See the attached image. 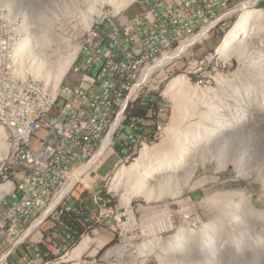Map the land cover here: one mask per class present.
Returning <instances> with one entry per match:
<instances>
[{"label": "built area", "instance_id": "built-area-1", "mask_svg": "<svg viewBox=\"0 0 264 264\" xmlns=\"http://www.w3.org/2000/svg\"><path fill=\"white\" fill-rule=\"evenodd\" d=\"M132 5L131 17L100 20L85 36L79 62L65 78L56 104H49L50 86L10 80L14 40L0 35V121L12 124L7 141L13 150L0 176L14 184L12 198L0 204V264H98L89 256L80 262L50 258L41 245L62 239L66 213L89 211L84 225L93 214L100 225L122 221L121 215L105 212L106 203L112 202L107 193L93 192L84 199L80 195V207L71 200L85 178L119 150L124 165L132 148L157 139L145 130L137 133L138 119L129 116L144 99L142 91L152 86L156 64L185 44H204L224 30L241 6L264 10V0H136ZM2 84L10 85L9 95H1ZM155 110L153 103L152 116ZM126 123L130 132L119 139ZM25 128H32V138H24ZM13 132H21V142H13ZM80 169L84 174L75 180ZM44 224L55 225L56 233L45 236ZM77 242L69 233L62 248L54 246L68 255Z\"/></svg>", "mask_w": 264, "mask_h": 264}, {"label": "rangeland", "instance_id": "rangeland-1", "mask_svg": "<svg viewBox=\"0 0 264 264\" xmlns=\"http://www.w3.org/2000/svg\"><path fill=\"white\" fill-rule=\"evenodd\" d=\"M86 1L0 0V35L4 33L13 36L15 40L10 46V69H8L10 80L15 83L28 82L29 84L42 83L45 85V82L35 78L24 64H20L15 56L13 59L14 48L21 39L38 34L39 42L49 46V54L53 55L54 58L58 56L59 58H56L62 60L70 53L77 51L76 48L82 45L85 36L96 22L123 14H128L131 17L135 7L132 4L136 0L126 5L116 15L111 5L107 3L100 5L98 3L96 9L103 13V16L100 17L96 13H89V6ZM5 16H8V18ZM237 17L230 20L223 31L216 32L204 44L194 45L185 52L171 57L163 67L158 66V63L163 59L156 64V74L153 77L152 87L155 88L156 91L153 93L157 94V99L161 103L158 106L156 115L152 118L150 135L157 137V139L145 142L146 145L143 144L134 155H131L125 162V166H129L135 163L136 160L141 159L140 157H142L145 148H156L154 150L158 149V152L165 153L163 151L172 147L173 143L170 142L171 133L169 127L171 126V117L173 115V103L166 97L164 91L171 80L180 75L187 77L193 85L201 87L200 91L202 89L204 95L200 96L201 99H196L197 101L195 100L194 104V107L201 112L205 110L206 104L213 103L216 99L221 98L226 90L229 94L228 90L240 88L241 86L239 85L246 84V82H248V85L244 87L253 88L255 90L254 97L256 95L260 97V101H253L251 105H247L249 109L239 108L238 106L232 109L234 112L232 118L239 124H237V128H234L232 134L228 132V136L230 135L233 139L228 146L226 155L223 156V160H214V151H211L214 148H211V146L207 149L205 148L206 152L201 151L198 155L201 159L195 160V163L193 161L190 162L192 165L190 164L191 167H189L188 172L181 174L180 178L175 179L173 183H159V180H155L154 177L152 178L154 180L149 178V181L147 179L144 184L147 187H153L154 194L161 199L157 202H147L145 198L132 194L134 178H127L128 181H126L127 179L124 181L126 186L119 190L112 189L113 182L121 167L115 175L111 177V174L109 175L110 178L107 177L108 181L94 179L93 174L90 177L87 176L85 184L79 185L77 192L82 194L86 191V194L88 191H102L109 194L112 201L109 206V213L114 212V216L121 215L122 221H112L109 224L100 225L98 217L93 214L91 223L87 225L90 229L82 239L88 237L96 239L98 242L92 244L83 257H93L98 264H163L158 257L159 253L167 255L165 258H169V255L172 257L173 254L171 253H178L177 250L170 249L168 239L175 235L180 227L187 234L186 239H184L185 242L182 240L183 247L185 245L186 248L190 241H193L192 245L196 247L199 237L195 236L196 233L193 230L197 232L201 230V225L210 222L218 213H220L222 219L224 218L228 221L230 217L234 216L231 215L234 212H231L230 215L228 213V218H226L227 214L221 212L225 206H229L231 209H242L244 215L252 211L264 210V83L261 84L262 81L257 78L258 73L255 70L257 64L261 65V63H264V52L258 51V48L250 50L245 55L243 65H240L234 58L224 62L216 54L217 47L220 45L223 36L233 26ZM251 27L254 35L264 34V24L262 22L258 23V26L255 23ZM251 51H254L252 52L253 54H251ZM56 58L55 60H57ZM52 60L54 61V59ZM71 72L67 77L70 76ZM236 79H238L237 82ZM229 87L230 89H228ZM5 88L6 84H2L1 95H7ZM221 92L224 93L222 94ZM223 98L225 99V97ZM226 101L230 106L231 102L227 99ZM184 114L186 115L187 113H183L182 119H179L180 128L187 124ZM52 115L56 116L57 112H53ZM0 126L4 130L5 141L8 144L6 136L9 134L2 124ZM129 132V127L124 126L118 138H123ZM210 148L211 150L208 151ZM157 154L145 159L147 168L148 166L151 168L153 163H155L154 158H156ZM10 155L11 153L8 149L7 159H9ZM118 155L121 157V154ZM118 159L116 155L110 157L104 167L100 169L99 174H107L114 168ZM5 161L6 159L2 160V162L0 161V173L6 172L7 165ZM204 162L205 165L203 166ZM149 164L152 165L150 166ZM119 165L120 160L118 167ZM192 166L193 169H191ZM2 184L5 183L0 176V185ZM179 193L181 194L180 198L177 197ZM130 196L132 200L129 204H126L125 199ZM72 204L74 205V202ZM244 221L243 225H239V228L236 226L233 228L234 231L232 229L231 232L226 234L221 233V228L219 229L216 226L215 232L219 233L216 235L217 237L214 236L216 240L212 238L213 242L210 243H214L215 247L212 245L213 248H210L211 246L208 244L205 250H208V254L217 253L216 260L218 262L213 260L207 262V264H264V240L260 238L261 235L257 233L258 230L256 228H251V220L247 219ZM49 229L48 224H44L41 227V231L45 233V236ZM222 230L225 229L222 228ZM191 231L194 232V235L190 234ZM232 232L235 233L233 236L231 235ZM99 242H101V245ZM47 243L49 245L48 241ZM157 243L160 244L158 245ZM214 248L218 249L214 251ZM211 249L214 251L213 253ZM71 254L66 256V259L70 258ZM224 255L228 256L230 261L221 262V258ZM223 259L225 258L223 257ZM171 262L189 264L188 261Z\"/></svg>", "mask_w": 264, "mask_h": 264}, {"label": "bare ground", "instance_id": "bare-ground-1", "mask_svg": "<svg viewBox=\"0 0 264 264\" xmlns=\"http://www.w3.org/2000/svg\"><path fill=\"white\" fill-rule=\"evenodd\" d=\"M132 1L133 0H87L86 2H87V5L89 6V13H91V12L96 13L97 15H99L98 17H100V16H103V13L96 9V5L98 3L100 5H103V3H107V4L111 5L114 8L113 11H114V14L116 15L126 5L134 2V1L133 2ZM237 15H238V17H237L235 23L225 33V35L223 36V38L221 40L220 45L217 47L216 54L224 62H226V61L228 62V60L234 58L240 63V65L241 64L243 65V63L245 61V59H244L245 55L250 50L258 48L257 49L258 51L264 52V34L263 35H260V34L254 35L252 27H251V26H254L255 23L257 24V26H258V23H261V22L264 24V10L253 9L252 6H241L238 9V11L235 13V15L231 18V20L234 19ZM123 16H128V15L123 14V15L114 16V19H121ZM5 17L8 18V16H5ZM10 19H11V17H10ZM227 24L225 25V27L227 26ZM10 39L14 40L13 36H10ZM38 39H39L38 34H35L32 37L30 36V37H26L24 39H21L20 42H18V44L14 48L13 59L15 56L16 59L19 61V63L24 64L25 67L28 69V71H30L35 76V78H38L40 80L43 79V81L45 82V85L50 86V93L51 94L49 95V104H56L57 102L60 101V91L64 85L65 78L70 73V71H72L71 73H73V67L75 66V63L79 62V48L80 47L79 48L77 47L76 48L77 51L75 50L74 53H72V54L70 53L68 56L65 55L66 58H64L62 60L61 59L58 60L56 58L58 56H56L55 58L58 60L57 61V60H55L53 55L49 54V52H48L49 46L45 45V44L43 45V43L39 42ZM47 44H49V43H47ZM191 46H192V44H190V45L185 44L182 49L180 48L175 53L170 55L167 59L159 62L158 66L159 67L165 66L167 61L170 60L172 56L185 52ZM252 52H254V51H251V54H253ZM52 59H54V61ZM258 65L259 64H257L255 70L258 73L257 78H259L262 81L261 82V84H262V83H264V63H261V65H259V66ZM244 68H245V66H244ZM252 78H253V76H252ZM237 80L238 79H236V82H237ZM247 83L248 82H246V84L239 85L241 87L237 88V89H234V88L230 89V87H229L228 88V89H230V91L228 90L229 94L227 93V90L225 93L223 92L224 94L221 92L223 94V96L221 98H218V100L216 99V101H214L213 103L206 104L205 110L201 112V111H199L198 108L194 107L195 100L199 99L200 96L204 95V93H202V89L200 91L201 87L199 88L197 85H193L189 81V79L183 75H180V76L172 79L164 91V94L166 95V97H168L170 99V101L173 103V106H172L173 115L171 117V126L169 127V131L171 133V141L170 142L173 143L172 147H170L167 150L165 149L166 151H163L165 153L158 152L157 151L158 149L154 150V149H156L154 147H153L154 149H152V148H145V150L143 149L144 153H143V155L141 154L142 155V157H140L141 159L136 160L135 163H133L129 166H122L120 168V170L117 173L116 179L113 182L112 189L114 188V190L117 191L120 188H122L123 186H126L124 181L127 178H134V181H133L134 182L133 183L134 188H133L132 194L133 195L135 194L137 196L145 198L147 200V202H157V201H159L160 197H157L158 195L156 196V194H154L153 187L150 188L144 184L145 183L144 181H147V179L149 180V178L152 179L154 177L155 180H159V183H161V182L173 183L175 179L180 178L181 174L188 172V170L190 169L189 167H191L190 162H192V161L194 162L195 160L201 159V158H199L200 156L198 157V155L200 154L201 151L206 152L205 148L207 149L208 147H211V146H212L211 148H214V149L211 150V148H210L208 151H210V150L212 152L214 151L213 154L215 155V158L213 156H212V158H214V160H218V159L223 160V156L226 155V151L228 149V146L230 145V143L232 142V139H233L230 135L228 136V132L230 134H232V132H234V128H237V124H239L237 121L233 120V118H232L233 113H234L232 109H234L236 106H238L239 108L244 107L245 109H249V107H247V105H251V103L253 101H257V100L260 101V97L258 95H256V97H254V91L255 90H253V88L251 89L249 86L244 87V86L248 85ZM5 90L7 91V95H9V92H10V85L9 84H6ZM153 92H154V88L152 86H146V91H142V98H145L149 95L154 94ZM218 97H219V95H218ZM223 97H225V99ZM226 99L231 102L230 106L228 105ZM149 109H153V104L149 106ZM157 111L158 110H155V115H156ZM183 113H187L186 115L184 114V116H185L184 119L186 120L187 124H185L183 127L180 128L179 125L181 123L179 124V119H182L181 117H182ZM243 113H245V112H243ZM0 124H2V126L6 128L5 130H7L9 135L12 134V124H4L2 121H0ZM182 125H183V123H182ZM7 137L8 136H6V138ZM24 138H32V128H25L24 129ZM168 139H170V138H168ZM13 142H21V132H13ZM168 142H169V140H168ZM8 144L5 141L4 130L0 126V161L1 162H2V160L4 161L5 159H7L8 149H9V152L11 153L9 159L13 158V150H11L12 149V142L8 141ZM143 144H145V142H142L141 146H143ZM139 148L140 147L132 148V150L130 152V156L134 155L138 151ZM153 154H157L156 158L153 157L155 159V163H153V165L151 164L152 166L149 164L151 166V168H149V166L147 168L145 166V159L149 158ZM201 155H203V154H201ZM206 155H207V153H206ZM204 156H205V154H204ZM128 159H126V161ZM202 160H205V159H202ZM204 165H205V162H204L203 166ZM191 169H193V166ZM194 169H195V167H194ZM83 172H84L83 169L78 170L76 172L75 180L79 179L80 175L84 174ZM82 180H84V179H82ZM152 180H154V179H152ZM126 181H128V179ZM4 183L5 184L0 185V204L1 203H7L12 198V196L14 194L13 182L4 181ZM67 190L68 189H66L63 192L61 197H63L65 195ZM91 194H92L91 196H93V193H91ZM177 197L180 198L181 194L180 193L177 194ZM131 200H132L131 196L127 197L125 199V203L129 204ZM109 206H110V203H106V205H105V212L106 213H109ZM217 208H219V207H217ZM242 211H243L242 209L241 210L231 209V208H229V206L228 207L225 206L221 212L223 214H225V213L227 214L226 218H228V213L230 215L231 212H234V214H231L234 216L232 218L230 217L229 221L227 219L225 220L224 218L222 219L220 213H218V214H216L217 216L214 217L210 222H208L206 224H202L201 230H198V232L193 230L196 233L195 236L199 237L198 245L196 247L192 245L193 241H190L188 245L186 243H184L187 246H186V248H185V245L183 247L182 240L184 241V239H186L187 234H186V231L183 230L182 227H180V228L178 227L179 231L175 235L171 236L168 239L170 249H175L178 251V253L175 254V253L170 252L174 256L172 255V257H171L169 255L168 256L169 258H165V256L167 257V255H162L161 253H159L158 257L160 258V261L163 264H175V262H171V261H178V262L188 261L189 264H207V262H209V261H213V260L215 261L217 259V256H216L217 253L215 254L214 251H216V249H218V248H216V249L214 248L213 249L214 251L211 249L212 253L214 252L213 254H208L207 253L208 250H205V249H207L208 244L212 243L213 240H216L214 236H216L219 233V232L218 233L215 232L216 226L219 227V229L221 228L220 229L221 233L226 234L228 232H231L232 229L236 226L239 228L245 222L244 220H247V219L251 220V224H252L251 228L252 229L256 228V230H258L257 233L261 235L260 238L262 240H264V228H263L264 227V210L252 211V212H249L245 215L243 214ZM173 218H175V217H173ZM109 223H111V222H109ZM49 228L50 229H49V232L47 234L56 233V226L55 225H49ZM222 228L225 230H222ZM223 231H226V232H223ZM233 231H234V229H233ZM194 232L191 231L190 234L194 235ZM237 232H236V235H237ZM234 234L235 233H233V232L231 233L232 236ZM212 238H213V240H212ZM156 240H158V239H156ZM95 242H98V241L96 239H92V238L87 237L80 242V244L76 247V249H74V247L76 245H71V249H74V251L72 252L70 258H77V257L81 256L82 254L88 252V250L91 248L90 246L92 244H94ZM161 242H162V240H161ZM100 243L101 242H99V244ZM100 245H98V246H100ZM212 245L214 246V243L210 244V246H211L210 248H213ZM183 248H185V249H183ZM167 251H169V250H167ZM47 255H48V257H50V254L48 252H47ZM84 255H82L81 257H83ZM81 257H79L77 259H73V262H80ZM223 257L225 259H223ZM222 261L226 263L227 261H230V258H228V256L224 255L221 258V262ZM176 264H177V262H176Z\"/></svg>", "mask_w": 264, "mask_h": 264}, {"label": "trees", "instance_id": "trees-1", "mask_svg": "<svg viewBox=\"0 0 264 264\" xmlns=\"http://www.w3.org/2000/svg\"><path fill=\"white\" fill-rule=\"evenodd\" d=\"M153 101V97H146V99L138 102L135 106V108L130 112L129 116L138 118L139 124H138V130L137 133H144V130H146L148 133L152 131L151 126H146L147 122L152 120L149 114V106L151 105ZM159 101L157 104H160ZM159 106V105H158ZM90 193L87 192L84 194V197H89ZM92 195V194H91ZM90 195V196H91ZM77 203V202H76ZM79 202L77 205L79 206ZM86 214V213H85ZM87 215V214H86ZM86 215L77 214L74 212L66 213L64 217L62 218V222L65 228L61 229V234L63 236V240L67 237L69 233L74 234V236L78 239L80 236L85 232V227L83 225V222L87 218ZM63 240H61L58 244V246H63ZM44 251H47V249L43 248Z\"/></svg>", "mask_w": 264, "mask_h": 264}, {"label": "clouds", "instance_id": "clouds-1", "mask_svg": "<svg viewBox=\"0 0 264 264\" xmlns=\"http://www.w3.org/2000/svg\"><path fill=\"white\" fill-rule=\"evenodd\" d=\"M126 15H128V14H126ZM117 16H118V15H117ZM236 17H237V16H236ZM225 32H226V31H225ZM225 32H222V33H225ZM79 49H80V48H79ZM67 73H68V72H67ZM42 80H43V79H42ZM62 81H63V80H62ZM156 95H157V94L155 93V94L149 95V96H147V97H151V96L153 97V101H152L151 105L154 103L156 109H158V105H159V104H157V103H158L160 100H159V99H156V100L154 101V98H155ZM156 97H157V96H156ZM144 99H146V97H145ZM144 99H142V100H144ZM142 100H141V101H142ZM139 102H140V101H139ZM135 106H136V105H135ZM134 108H135V107H134ZM132 110H133V109H132ZM132 110H131V111H132ZM148 110H149V108H148ZM149 114H150V112H149ZM150 117L153 118L154 116H152V114H150ZM131 118H132V117H131ZM137 119H138V118H137ZM138 124H139V121H138ZM151 124H152V120L148 121L147 124H146V126H151ZM124 126H128V127H129V124L126 123V125H124ZM145 131H146V130H145ZM150 133H151V132H149V133L146 132L147 136L150 135ZM118 154H120V150L118 151ZM117 157L119 158V159H118V162H119V160H120V158H121L122 156L120 157V156L118 155ZM106 162H107V161H106ZM106 162H105V163H106ZM118 162L116 163L114 170L109 174V175L112 174L111 177L117 173V171L119 170L120 167L125 166V164H124V165H122V166L119 165V167H118ZM105 163H104V164H105ZM104 164H103V165H104ZM103 165H102V166H103ZM92 174H93V173H92ZM92 174H91V175H92ZM109 175H108V176H109ZM108 176H107V177H108ZM107 177H106V178H103V179L101 178L100 180H104V181L106 180V181H108V178H107ZM93 190H94V189H93ZM85 192H86V191H84V192L81 194V193H78V192L76 191L75 197H73V199L71 200V204H72V202H74V205L72 204L73 206L80 207V206H81V203H80L81 199L89 198L90 195H91V192L88 191V192L90 193L89 197H84ZM92 192H93V191H92ZM77 194L81 195L80 197H82V198L80 199L79 197H77V196H76ZM108 195H109V194H108ZM108 197L110 198V195H109ZM78 198H79V199H78ZM76 202H77V203H78V202L80 203L79 206L77 205ZM85 213H86L87 215H86ZM85 213L82 214V215H86V217L88 218V215L90 214L89 211H87V212H85ZM63 217H64V215H63ZM63 217H62V218H63ZM85 220H86V219H85ZM84 224H85V221L83 222V225H84ZM84 227H85V232L80 236V238L77 239L78 242L84 240V239H82V238H83L82 236L86 233L87 223H86V225H84ZM63 228H65V227L63 226ZM61 229H62V228H61ZM60 232H61V230H60ZM65 239H66V238H65ZM61 240H63V236H62V239H61ZM61 240H60V241H61ZM60 241H57L56 243H50V242H49V245H53V246L56 245L57 248H62V247L64 246V240H63V246H58L57 243H59ZM78 242H77V244H78ZM46 243H47V241H45V243H43V244L41 245V247H42V248H45V249L48 250V253L50 254V258L63 257L65 260L70 261V260L77 259V258L81 257V256H79V257H77V258H68V259H66V256L70 255V253H72V252L74 251V249H75L78 245H76V246L74 247V249H73L68 255L65 254V256H64V253H63V252L58 251V252H59V253H58L59 256H54V255H53V252L50 251V249L47 247ZM47 244H48V243H47ZM79 244H80V243H79ZM43 251H44V249H43ZM45 252H47V251H45ZM84 254H85V253H84ZM84 254H83V255H84ZM69 257H70V256H69ZM10 264H15V261H14V263L12 262V263H10Z\"/></svg>", "mask_w": 264, "mask_h": 264}, {"label": "crops", "instance_id": "crops-1", "mask_svg": "<svg viewBox=\"0 0 264 264\" xmlns=\"http://www.w3.org/2000/svg\"><path fill=\"white\" fill-rule=\"evenodd\" d=\"M106 164V163H105ZM104 164V165H105ZM104 165L103 166H101V167H99L96 171H94L93 172V176H94V179H97V180H99V179H103V178H106L113 170H114V168H115V166H114V168L112 169V170H110L107 174H105V175H100L99 174V171H100V169H102L103 167H104ZM109 177V176H108ZM91 193H93V192H91ZM77 197H79L80 195L79 194H77L76 195ZM46 245L48 246V248L50 249V251L51 252H53V254H54V256H59L58 255V250H57V248L55 247V246H53V245H48L47 243H46ZM66 262H68L67 260H66Z\"/></svg>", "mask_w": 264, "mask_h": 264}]
</instances>
